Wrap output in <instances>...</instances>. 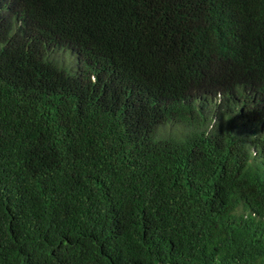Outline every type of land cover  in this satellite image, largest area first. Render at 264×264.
Instances as JSON below:
<instances>
[{
	"label": "trees",
	"instance_id": "obj_1",
	"mask_svg": "<svg viewBox=\"0 0 264 264\" xmlns=\"http://www.w3.org/2000/svg\"><path fill=\"white\" fill-rule=\"evenodd\" d=\"M0 264H264V0H0Z\"/></svg>",
	"mask_w": 264,
	"mask_h": 264
},
{
	"label": "rangeland",
	"instance_id": "obj_2",
	"mask_svg": "<svg viewBox=\"0 0 264 264\" xmlns=\"http://www.w3.org/2000/svg\"><path fill=\"white\" fill-rule=\"evenodd\" d=\"M52 58H53V56H51ZM61 60H62V62L63 63H66V61L69 59V55H65V56H63L62 58H60ZM50 61H51V63L53 64V65H55L57 68H59V66H57L56 64H55V62L52 60V59H50ZM63 65V64H62ZM61 65V66H62ZM60 69V68H59Z\"/></svg>",
	"mask_w": 264,
	"mask_h": 264
},
{
	"label": "bare ground",
	"instance_id": "obj_3",
	"mask_svg": "<svg viewBox=\"0 0 264 264\" xmlns=\"http://www.w3.org/2000/svg\"><path fill=\"white\" fill-rule=\"evenodd\" d=\"M19 14V13H18ZM21 15V14H20Z\"/></svg>",
	"mask_w": 264,
	"mask_h": 264
}]
</instances>
